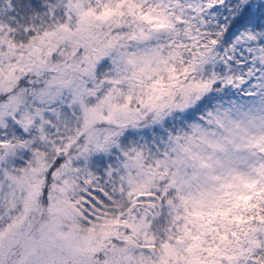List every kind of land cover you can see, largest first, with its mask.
Returning a JSON list of instances; mask_svg holds the SVG:
<instances>
[{"label": "snow or ice", "instance_id": "snow-or-ice-1", "mask_svg": "<svg viewBox=\"0 0 264 264\" xmlns=\"http://www.w3.org/2000/svg\"><path fill=\"white\" fill-rule=\"evenodd\" d=\"M0 264H264V0H0Z\"/></svg>", "mask_w": 264, "mask_h": 264}]
</instances>
